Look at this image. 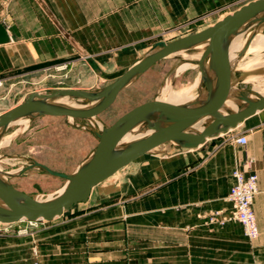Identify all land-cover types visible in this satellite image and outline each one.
Masks as SVG:
<instances>
[{"label":"crops","instance_id":"0c3cea01","mask_svg":"<svg viewBox=\"0 0 264 264\" xmlns=\"http://www.w3.org/2000/svg\"><path fill=\"white\" fill-rule=\"evenodd\" d=\"M235 1L0 0V23L10 37L0 44V74L20 77L24 68L52 62L128 68L152 42L174 40L167 36L176 29L196 19L210 20ZM244 134L245 145L231 141ZM159 147L52 220L0 223V229H7L0 234V264H264V108L196 148L169 142L172 150L154 152ZM28 159L10 158L23 164ZM28 168L13 169L24 171L8 178L22 179ZM235 168L257 175L252 208L259 233L252 240L239 223L207 221L212 210L230 208L225 197ZM18 182L11 181L32 195Z\"/></svg>","mask_w":264,"mask_h":264},{"label":"water","instance_id":"95a60500","mask_svg":"<svg viewBox=\"0 0 264 264\" xmlns=\"http://www.w3.org/2000/svg\"><path fill=\"white\" fill-rule=\"evenodd\" d=\"M264 23V0H251L226 14L206 28L171 41H157L144 56L129 66L122 74L96 91L54 88L47 93L30 92L22 102L0 114V135L16 120L36 116H66L89 119L101 114L116 99L118 93L156 62L186 49L206 43L198 58L201 82L206 95L202 101L176 104L158 98L139 103L118 117L111 125L95 132L97 144L90 156L74 172L66 174L34 161L28 167H40L48 173L62 177L67 182L63 191L52 198L38 199L16 188L0 177V223L10 224L20 220H52L73 205L85 202L94 186L103 182L119 169L152 149L171 142L177 148L193 149L206 139L238 126L245 118L264 108V94L251 99L240 94L244 105L229 110L225 102L231 91L232 65L229 59V41L243 25ZM10 41L7 29L0 23V44ZM213 72L214 81L204 70ZM71 97L94 103L75 107L59 105L50 100ZM223 108L225 111L221 112ZM211 118L200 131L191 129ZM142 123L148 131L122 147V138L136 125ZM193 127V128H192ZM6 177L12 174L6 173Z\"/></svg>","mask_w":264,"mask_h":264},{"label":"rangeland","instance_id":"374dc122","mask_svg":"<svg viewBox=\"0 0 264 264\" xmlns=\"http://www.w3.org/2000/svg\"><path fill=\"white\" fill-rule=\"evenodd\" d=\"M248 1L251 0H236L228 4L224 10L213 15L210 20L207 18L196 19L186 26L176 29L167 38L176 39L200 31L210 23H214L216 19L219 20L225 16V13L232 12ZM259 26L250 25L248 27L242 35V39L246 40L245 43L249 41L253 32L264 34V23ZM155 42L149 44L147 50L139 52L138 56L141 57L144 53H147ZM190 50L192 52H189ZM194 52L196 51L190 48L158 61L149 70L124 87L118 93L115 101L95 117L73 119L66 116L45 115L28 117L27 122L12 123L1 134V136L4 135L2 142L7 141V143L0 144V174L3 173V179L10 183L14 181L16 184H19L18 181L21 180L23 186L32 193L33 197L38 199L56 196L63 187L65 179L52 175L40 167L26 169V172L22 173V179L19 180H11L5 177V173L7 171H11L8 172L9 174L17 173L18 170L13 171V169H25L29 164L37 161L53 170L69 174L71 169L94 150L96 141H98L95 132L111 125L118 117L135 105L161 98L162 89L167 85L173 90H178L193 84L199 72L198 58H187L184 55ZM234 52L236 55H229L232 64V93L234 95L240 92L251 99H256L257 95L260 94L257 91H264V60L257 59L258 67L250 69L249 67L255 65V58H251L253 55L247 53L246 48ZM261 53L264 59V50ZM184 62H189L190 66L182 72H178L177 67ZM54 63L24 68L20 73L25 74L20 77H11L13 73L10 72L0 74V78H4L0 81V113L16 105L24 97L26 98L29 92L47 93L54 88L61 87L96 91L116 79L127 69V66L97 67L90 64L83 67H72ZM28 71L30 72L28 73ZM79 73L81 74L80 77H78ZM203 92H205V87L200 80L195 93L200 96ZM68 102L70 105H68ZM65 103L67 106H73L75 103V107H86L90 102L68 97ZM10 137L12 138L10 139ZM159 149L164 152L172 150L169 147V142L160 145L154 152L157 153ZM22 155L29 158L26 164L19 162V160H10V158ZM149 155L147 153L143 158ZM140 161L141 158L133 161V163ZM22 171L18 173L20 174Z\"/></svg>","mask_w":264,"mask_h":264},{"label":"bare ground","instance_id":"6f19581e","mask_svg":"<svg viewBox=\"0 0 264 264\" xmlns=\"http://www.w3.org/2000/svg\"><path fill=\"white\" fill-rule=\"evenodd\" d=\"M249 24L250 23L247 22L245 25H243L241 27V29H239V31L235 35H231L230 41H229V51L228 52H229V55H236L234 51L240 50L242 48H246L247 53H251L253 55L252 58H255V65H252L251 67H249L251 69L253 67H258L257 59L264 60L262 58V53H261L264 50V34H260L259 32L258 33L257 32H253L251 37H250V39H249V41L247 43H245L246 40L242 39V35L247 31V29L249 27ZM252 25L254 27H257L256 24H252ZM205 46H206V43L197 44V45L191 47V49H194L196 52H194L192 54H185V55L183 54V55L185 57H187V58H199V56L201 55V53L204 50ZM189 52H192V51L190 50ZM207 62L208 61L206 60L205 63H204V70H205V72L208 73V75L214 81V74H213V72L208 70ZM189 66H190L189 62L181 63L177 67V71L178 72H182L183 70H185ZM192 66H193V64H192ZM200 80H201V72L199 71L197 76H196V78L193 81V84H190L187 87H185L183 89L180 88L178 90H176V89L173 90V89L170 88L169 85H167V86H165L162 89V97L158 98V99L159 100H163V101H167V102H171V103H176V104H188V103L195 102L196 100L197 101H202L205 98L206 91L203 92L200 96H197V94L195 93V89H196V87H197V85H198ZM248 82H250V81H248ZM232 91H233V86L231 85V91H230L229 97L227 98V100L225 102V106H226L227 109L236 110L237 108L243 106L244 102L239 99V96L241 94L240 92H238L237 94L233 95ZM257 92L260 93V94H264V91H261V90H260V92L259 91H257ZM67 98L68 97H61V98L50 100V102L55 103V104H59V105H66L65 102H66ZM239 101H241V102L239 103ZM93 104L94 103H89L87 106H91ZM68 105H70L69 102H68ZM74 105H76V104L74 103ZM220 111L224 112L225 110L223 108H221ZM202 120L204 122H208L209 118H203ZM19 121L27 122L28 121V117L18 119L15 122H19ZM194 127L200 128L201 127L200 123L195 125ZM146 133H148V131L145 129V127H143V124L140 123V124L136 125L135 127H133V129H131L122 138V141L120 142L118 147H122L126 143H128L129 141H131V140H133L135 138H139V137L145 135ZM3 137H4V135L3 136L0 135V144L7 143V141L6 142H2ZM11 138L12 137H10V139ZM2 174H0V177L3 179ZM4 180H6V179H4ZM66 183L67 182L65 181V183H64L63 187L61 188V190L59 191V193H61L63 191V189L65 188ZM50 198H52V197H50Z\"/></svg>","mask_w":264,"mask_h":264},{"label":"built area","instance_id":"2783aa9c","mask_svg":"<svg viewBox=\"0 0 264 264\" xmlns=\"http://www.w3.org/2000/svg\"><path fill=\"white\" fill-rule=\"evenodd\" d=\"M231 141L235 144L245 145L247 143V135L233 137ZM251 163L252 159L246 161V170L249 169ZM246 170L235 168L232 171L234 183L230 186L225 197V200L230 204V208L227 210H212L207 217V221L218 226H224L229 222L239 223L242 226L245 236L252 240L259 233L252 208L253 198L257 192V175ZM28 222L33 224L36 221ZM5 231L7 229H0V234Z\"/></svg>","mask_w":264,"mask_h":264}]
</instances>
